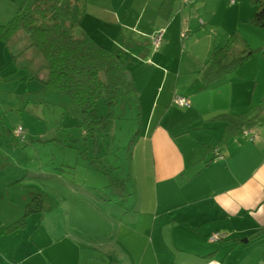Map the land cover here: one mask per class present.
<instances>
[{
  "label": "crops",
  "instance_id": "crops-1",
  "mask_svg": "<svg viewBox=\"0 0 264 264\" xmlns=\"http://www.w3.org/2000/svg\"><path fill=\"white\" fill-rule=\"evenodd\" d=\"M161 2L87 0L90 10L100 9L99 17L90 12L85 23L86 11L82 21V31L92 37L94 31L103 33L105 24L115 29L119 37H110V46L129 62L146 110L131 156L135 187L128 206L114 215L91 216L86 208L52 215V233L44 227L47 209L6 231L22 216L31 195L14 198L0 182V264H264V232L251 236L264 228V56L254 53L208 87L201 82L211 52L230 33L238 32L251 49H263L264 29L247 23L251 15L238 20L236 11L221 46L212 28L187 42L192 27L184 19V6L199 10L205 0H174L163 10ZM234 4L229 9L235 10ZM244 24L247 28L241 29ZM175 28L176 45L165 39L155 47L156 34L164 38ZM133 34L142 36V44ZM8 41H0V65L10 62ZM134 44L143 47L140 64L131 51ZM140 70L145 79L137 83L133 72ZM175 96L185 97L189 107L175 105ZM227 113H246L241 129L230 135L217 118ZM214 149L221 160L214 159ZM215 232L224 236L211 243L208 237Z\"/></svg>",
  "mask_w": 264,
  "mask_h": 264
},
{
  "label": "rangeland",
  "instance_id": "rangeland-1",
  "mask_svg": "<svg viewBox=\"0 0 264 264\" xmlns=\"http://www.w3.org/2000/svg\"><path fill=\"white\" fill-rule=\"evenodd\" d=\"M23 1L0 0V24L8 22L14 15L16 4ZM233 2L235 10L229 9L233 6L230 0H205L199 10H193V5L184 6L187 8L183 13L184 19L192 27L186 41L199 39L200 30L212 28L216 33L215 43H221L233 29L231 13L239 11L238 14L236 12L238 20L252 15L249 0ZM97 9L90 10L86 5L85 12L89 13L85 23H88L90 12L99 17ZM212 12L214 17L208 18L212 17ZM240 26L241 29L247 28L245 24ZM102 31L101 34L93 32L94 40L114 49L110 46V37L119 35L107 24ZM120 37L124 43L125 38ZM131 37L142 44L141 35L133 34ZM176 37L177 28L165 32L164 38L161 35L160 42L166 39L176 45L172 41ZM26 42L29 43L26 33L17 31L8 41L5 52L11 57L10 62L0 65V182L6 183L10 196L14 198L23 193L31 196L43 193L50 200L45 203L47 207L51 204L53 208L58 207L54 211L53 208L46 211L50 213L44 220L47 232L54 231L52 228L55 227L49 225L50 218L52 215L57 217L59 213L77 214L86 208V211H91V216L114 215L121 206L127 207V200L134 196L135 184L130 166L134 144L143 128L146 111L143 103L138 101L137 105L132 99L120 100L113 116L106 119L104 126L90 138L84 134L79 114L68 99L44 89L41 80L47 76L45 61L36 48L24 50ZM222 43L216 45L221 46ZM131 49L138 55L135 62L140 64L143 47L134 44ZM127 54L130 55L129 52ZM1 59L0 51V63ZM133 73L137 83L145 79L142 70ZM34 76L38 79H29ZM168 86L167 80L166 90ZM106 113L103 101L99 100L89 115L94 119ZM17 126L22 127L23 133L15 138L8 131Z\"/></svg>",
  "mask_w": 264,
  "mask_h": 264
},
{
  "label": "trees",
  "instance_id": "trees-1",
  "mask_svg": "<svg viewBox=\"0 0 264 264\" xmlns=\"http://www.w3.org/2000/svg\"><path fill=\"white\" fill-rule=\"evenodd\" d=\"M173 2L162 0L160 9H167ZM249 3L252 15L247 23L264 29V0H249ZM85 8L86 0H24L16 5L13 17L0 24V41L6 43L19 30L26 33L29 47L36 48L45 61L47 76L41 80L44 89L68 99L79 114L84 134L92 138L105 120L113 116L120 100L132 99L138 105L139 99L124 54L100 45L82 31ZM257 52L264 56V48L251 49L238 32L230 33L206 61L201 71L202 85L208 87L232 74ZM32 78L38 79L29 77ZM99 100L103 101L107 113L92 119L89 112ZM244 115L246 113L217 116L224 123L225 135L241 129ZM47 200L43 193L31 196L22 216L5 230L15 231L23 227L30 215L53 208L52 204L45 205ZM261 232L264 228L251 236Z\"/></svg>",
  "mask_w": 264,
  "mask_h": 264
},
{
  "label": "built area",
  "instance_id": "built-area-1",
  "mask_svg": "<svg viewBox=\"0 0 264 264\" xmlns=\"http://www.w3.org/2000/svg\"><path fill=\"white\" fill-rule=\"evenodd\" d=\"M233 3H234L233 0H230V4H233ZM182 36H184V34H182ZM155 37L156 38L154 39V45H155V47H157L159 45V42H160L161 32L156 34ZM173 102L178 107H185V108L189 107V102L187 101V99L184 97H181V96H175L173 99ZM21 133H22V128L20 126H17L12 131V135L14 137H17V138L21 135ZM243 134L245 135L246 133L243 132ZM250 140H252V138H250ZM222 158L223 157L219 154L218 149H214V159L215 160H221ZM223 236L224 235L221 232H215L208 237V241L211 243L217 242V241L221 240L223 238Z\"/></svg>",
  "mask_w": 264,
  "mask_h": 264
},
{
  "label": "water",
  "instance_id": "water-1",
  "mask_svg": "<svg viewBox=\"0 0 264 264\" xmlns=\"http://www.w3.org/2000/svg\"><path fill=\"white\" fill-rule=\"evenodd\" d=\"M244 241H246V240H244Z\"/></svg>",
  "mask_w": 264,
  "mask_h": 264
}]
</instances>
